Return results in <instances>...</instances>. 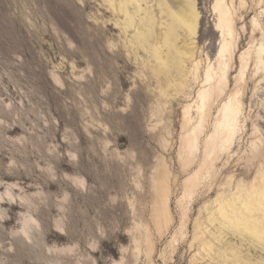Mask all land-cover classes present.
<instances>
[{
	"label": "rangeland",
	"instance_id": "374dc122",
	"mask_svg": "<svg viewBox=\"0 0 264 264\" xmlns=\"http://www.w3.org/2000/svg\"><path fill=\"white\" fill-rule=\"evenodd\" d=\"M115 1L0 0V264H229L232 248L263 261L258 244L210 214L217 198L250 190L264 166V74L250 62L232 153L188 197L183 182L199 162L185 169L178 153L183 112L200 84L189 63L185 87L175 70L168 83L156 68L146 48L163 26L145 48L135 39L147 13L168 19L161 0L141 1L136 27L126 30ZM191 1L200 15L193 49L203 78L221 44L216 0ZM166 2L178 10L183 0ZM233 5L240 42L227 95L252 42L253 17L264 28V0ZM159 161L170 171L168 228L152 215Z\"/></svg>",
	"mask_w": 264,
	"mask_h": 264
},
{
	"label": "bare ground",
	"instance_id": "6f19581e",
	"mask_svg": "<svg viewBox=\"0 0 264 264\" xmlns=\"http://www.w3.org/2000/svg\"><path fill=\"white\" fill-rule=\"evenodd\" d=\"M141 1L143 0H121L120 4L118 3L119 5L117 7L114 6V10L112 9V11L124 14L126 24L123 22L122 24H124L125 30L127 28L136 27L135 16L141 10ZM166 1L167 0H161L158 5L161 8V13L166 14L168 19L159 23L158 21L160 20L156 18L157 15L155 16L153 12L147 13L146 17L140 20L135 39L139 45L145 48V44L149 42L151 38L155 37L157 30L160 32V29H157L159 25L163 26V32H161L160 36L155 38L153 45L146 48L154 59L156 68L158 66L161 68L165 74L163 75L169 80L168 83H172V73L175 70L177 72V74L175 73L176 76L178 75L180 77V81L177 80L176 82L177 86H179V81L180 86L182 85L185 87L188 82L186 64L189 63L193 67L191 71L193 79L200 84V88L195 95V101L192 100L193 104L187 105L183 112L182 133L178 153V157L182 161V164L185 165L183 166L185 169L186 166L190 167V165L192 166L194 163L199 162L198 168L189 174L183 182V187L185 188L184 192L188 197H192L198 185H200V181L206 176H213V172L224 156L232 153L234 141L240 132L239 120L244 111L242 97H244L243 95L245 93L244 90L247 80L246 71L250 62H254L253 69L256 74H264V28L259 18L257 16L253 17L251 20L253 29L251 34L252 42L250 47L239 56L240 70L233 78V91L227 95L240 42V34H238L236 29L234 0H231V4H229L227 0H216L213 6V11L217 15L216 31L220 33L221 44L215 63L213 64L207 58L208 63L206 66L207 68L204 70L203 78L200 77L201 60H198L195 53L196 50L194 51L193 49V46L196 44L200 21V15L196 10V6L191 0H183L180 9L174 10L169 5L170 3L168 4ZM114 2L116 1L109 0L110 4ZM134 3L136 4V11L131 13L129 11V6L134 5ZM242 5H244V2ZM165 18L162 16V19ZM244 30L245 27L243 26L242 31ZM179 31L185 33L184 40L181 39L183 35L181 36V32L179 33ZM256 32L261 34V40L258 42L254 39V34ZM180 39L183 40L184 43L190 42L189 46H185L187 49H182L178 45ZM163 48L166 49V54L162 51ZM225 96L227 97L223 99ZM219 103V109L216 111V115L214 114L215 117H213V109ZM212 117L214 121H212ZM210 128L211 130L209 131ZM154 136L157 138V135ZM158 160H160L159 156ZM228 160L230 159L227 158V161ZM152 174L155 175L151 184L154 189V197L157 203L154 202L156 206H153L154 209H152L153 221L162 228L164 226L168 228L173 221L170 210V198L172 197L170 196L172 186L170 187L169 184L170 171L164 161H159L158 166L155 167ZM230 183L231 182H229V184ZM238 187H240V185ZM215 204H217V206L215 207V211L211 212L210 217L214 216V214H218L220 216L219 218L222 219L220 222L222 226H229V229L241 236L244 241L258 244L255 245L256 248L264 252V166L260 169L258 179L253 183L250 190L245 193L239 192L238 195H234L233 198L227 201H221L217 198L212 203L213 206ZM186 214L187 213H184L182 216V225L186 224ZM205 242L203 244L207 245ZM231 251L232 255L229 257V264H264V260L257 261L249 257L241 256L240 252L233 248Z\"/></svg>",
	"mask_w": 264,
	"mask_h": 264
}]
</instances>
